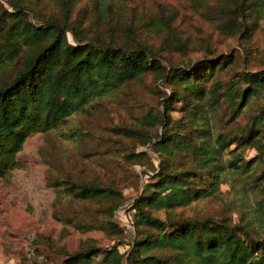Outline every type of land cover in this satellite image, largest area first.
Here are the masks:
<instances>
[{
  "label": "rangeland",
  "instance_id": "rangeland-1",
  "mask_svg": "<svg viewBox=\"0 0 264 264\" xmlns=\"http://www.w3.org/2000/svg\"><path fill=\"white\" fill-rule=\"evenodd\" d=\"M0 1L8 7L4 0ZM22 1L30 6L26 12L35 23L49 14L59 15L56 0ZM224 1L72 0L70 17L75 35L68 32L67 36L74 43V39L92 37L86 30L105 33L109 26H125L131 21L137 37L157 52L162 70L186 67L219 54L231 55V62L200 81L201 98L192 97L186 107L189 113L207 117L210 135L221 134L223 142L228 143L219 155L220 162L225 165L233 159L240 168L225 169L220 196L195 201L175 212L189 217L226 215L232 224H243L247 219L253 224L257 201L264 193V144L261 152L251 146L238 149L232 137L252 115H262L263 97L251 99L244 107V116L234 119L225 102L208 112L205 94L214 82L226 88L241 71H264V7L259 17L251 15L243 30L233 17L221 12ZM20 67L21 62L15 60L3 79L12 77ZM139 74L127 73L125 77L133 79L107 93L123 80L106 70V87L93 88V94L100 97L67 117L56 129L27 137L22 150L16 153L18 164L0 179V264H61L68 253L88 245L111 247L120 243L119 239L123 242L119 251L128 249L134 236L131 203L152 181L150 171L143 174L145 166L130 160L131 153L143 151L154 164L159 163L152 149L154 138L147 141L148 136L133 137L128 132L161 134L159 120L166 112L172 132L184 115V104L179 101L169 110L164 108V98L171 94L172 84L161 77V70ZM85 78L83 71L81 79ZM54 81L50 77L48 84ZM235 157L239 158L237 162ZM174 161L189 167L193 164L180 153ZM66 181L117 183L124 198L111 215L109 199L79 198L72 190L76 188ZM153 212L164 217L162 210ZM110 221L123 230L121 235L110 228ZM101 261L98 255L88 264Z\"/></svg>",
  "mask_w": 264,
  "mask_h": 264
},
{
  "label": "trees",
  "instance_id": "trees-1",
  "mask_svg": "<svg viewBox=\"0 0 264 264\" xmlns=\"http://www.w3.org/2000/svg\"><path fill=\"white\" fill-rule=\"evenodd\" d=\"M4 1L8 7L0 1V179L18 164L16 153L22 150L29 135L56 129L67 117L81 112L100 97L93 94V88L106 87V70L123 80L107 93L137 73L161 70V77L172 84L171 94L164 98V108L169 110L178 101L184 104V115L177 121L175 131L168 129L171 119L166 112L161 113L159 120L161 134L128 132L133 137L148 136L147 141L154 138L152 149L159 161L154 164L143 151L131 153L130 160L145 166L143 174L148 175L146 172L150 171L152 175L148 177L152 181L145 184L131 203L134 236L128 249L119 251L122 239L111 247L88 245L66 254L61 264H88L98 255L102 256L101 264H264V193L257 201L253 224L248 219L243 224H232L226 215L189 217L175 212L195 201L220 196L225 169L240 168L233 159L225 165L220 162L219 155L228 143L223 142L221 134L210 135L207 117L189 113L186 107L192 97L201 98L200 81L231 62V55L219 54L186 67L171 66L162 70L157 52L137 37L131 21L125 26H109L105 33L86 30L92 37L70 43L68 32L75 35L70 17L72 0H56L59 15L49 14L38 23L29 19L26 11L30 6L22 0ZM222 3L221 12L228 18L233 17L243 30L247 29L251 15L259 17L264 7V0ZM15 60L21 62L20 69L12 77L3 79ZM83 71L86 72L84 80L81 79ZM127 73L133 76L126 78ZM50 77L55 81L48 84ZM205 95L208 112L225 102L230 117L237 119L244 116V107L251 99L262 96L264 100V71H241L226 88L214 82ZM261 111V116L252 115L235 132L232 141L236 148L251 146L263 151L264 107ZM178 153L193 164L190 167L181 161L176 164L174 156ZM238 159L235 157L236 162ZM66 182L76 188L72 190L79 198L109 199L111 215L124 198L117 183ZM154 210H162L164 217ZM110 228L117 235L123 233L111 221Z\"/></svg>",
  "mask_w": 264,
  "mask_h": 264
}]
</instances>
